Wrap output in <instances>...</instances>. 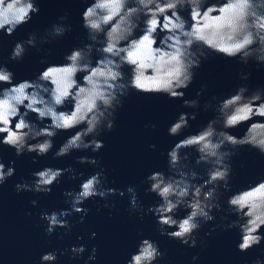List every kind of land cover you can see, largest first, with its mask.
Instances as JSON below:
<instances>
[{"label":"clouds","instance_id":"obj_1","mask_svg":"<svg viewBox=\"0 0 264 264\" xmlns=\"http://www.w3.org/2000/svg\"><path fill=\"white\" fill-rule=\"evenodd\" d=\"M39 13L37 0H0V33L13 35ZM67 20L65 14L46 34L38 36L33 32L26 40L17 41L9 60L21 61L29 48L63 37L71 31ZM82 27L87 30L89 42L65 53L63 64L42 59L46 66L34 79L16 81L8 64L0 63V144L15 149L17 157L35 153L33 163H38L39 157L52 152L58 133L72 129L78 130L56 149L54 158L73 151L99 152L105 143L98 137L116 127L117 113L132 91L165 94L169 99L183 100L185 108L199 109L207 85L200 88L195 99H185L184 90L212 54L238 57L244 65L255 62L258 68L264 67V0H90L82 12ZM250 77L251 72H244L240 79L248 81ZM67 104L72 105L70 110ZM204 108L214 109L216 115L168 150L167 172L157 170L145 177V192L154 193L158 203L145 208L135 185L106 186L107 174L99 168L82 179L78 189L64 192L69 207L41 212L46 233L52 235L62 228L67 235L75 226L68 218L77 213L81 214L79 223H84L91 212L85 206L90 199L107 201L110 196L128 194L130 210L153 215L161 236L196 248L204 243L198 239L200 230L216 221V213L224 210L222 197L231 193L226 199L227 215L221 217L228 221L223 229L239 230V252L259 246L264 241V179L235 192L231 181L234 149L248 146L264 154V87L250 89L246 83L240 84L224 98L213 96ZM30 114H35L43 126L29 119ZM197 115L196 111L180 112L168 127V134L180 136ZM249 121L253 122L242 136L232 133L231 129ZM150 127L156 129L158 125ZM149 147L155 150L157 145ZM187 149L194 150L196 165L207 166L206 179L191 166L193 153ZM78 162L99 163L96 156L88 155L79 156ZM15 164V160L6 165L0 159V186L16 174ZM66 173L72 179L84 177L72 165L45 166L32 173V182H17L15 190L18 194H50L52 186ZM31 203L35 206L38 201L33 199ZM110 210L115 211V207ZM181 210L186 215L178 216ZM229 216L235 219L229 220ZM217 227L220 225H214L206 235L210 236ZM96 237L97 232L92 231L90 238ZM86 252L87 244H73L44 252L40 264H55L68 253L71 259H84ZM164 256L159 242L145 237L126 264H158ZM198 258L192 256L193 261ZM97 259L98 247L93 246L85 264ZM253 264H264V259L257 257Z\"/></svg>","mask_w":264,"mask_h":264},{"label":"water","instance_id":"obj_2","mask_svg":"<svg viewBox=\"0 0 264 264\" xmlns=\"http://www.w3.org/2000/svg\"><path fill=\"white\" fill-rule=\"evenodd\" d=\"M40 13L34 14L33 19L21 25L16 32L8 36L0 33V63L8 64L15 72L16 81L34 79L46 66L41 63L63 64V56L72 48L88 43L87 30L82 27V12L90 0H37ZM67 14L66 23L71 25V31L63 37L51 40L48 44H41L39 48H29L21 61H10L9 55L17 41L26 40L35 32L38 36L46 34L51 26L58 22L59 17ZM186 14V13H185ZM139 35V33H137ZM51 50V55H49ZM95 55H99L96 53ZM125 72L130 69L125 68ZM244 72H251L248 81L240 79ZM83 73L78 78L82 79ZM246 83L250 89L264 87V67H257L255 62L244 65L239 58L229 59L219 54L210 55L202 66L196 70V77L190 87L185 91V99H195L201 87L207 85L205 94L201 97L199 109H190L183 106L181 99H169L165 94H144L132 91L125 98L123 107L117 113L116 127L111 131H104L98 138L103 139L105 147L94 153L87 151H73L70 155L56 159L53 153L78 129L69 132H59L54 138L55 147L47 156L39 157L38 163H33L35 153H25L17 157L15 149L0 144V159L7 165L15 160L16 174L0 186V264H40V257L44 252L69 248L73 244H87L88 252L84 259H71V253L62 255L55 264H85L88 254L93 246L98 247V259L89 264H126L131 254L137 251V246L142 238L148 237L159 242L160 249L165 256L158 264H253L259 257L264 259V241L259 246H254L247 252H239L237 244L240 241L238 229L224 230L223 225L227 220L221 217L227 215V195L222 197L221 203L224 210L216 213V221L205 224L199 232L198 239L203 244L196 248H189L179 241L161 236L155 217L151 214L132 212L129 205V196H110L107 201L99 197L88 200L86 207L91 209L84 223H79V213L69 217L75 222L70 233L64 234V229L58 228L52 235L45 231L46 222L41 219V212L60 210L69 207L64 192L79 188L82 179H86L99 168H103L107 174L108 187L126 188L135 185L139 198L147 206L158 203L159 198L154 193H146L148 184L145 177L153 171H168V150L185 135L199 131L216 112L214 109L205 110L204 103L213 96L224 98L240 85ZM215 103V102H214ZM67 104L66 108L71 109ZM198 113L195 120H190L191 127L184 130L180 136H170L168 127L179 116L180 112ZM29 119L37 121L35 114H30ZM260 119V118H256ZM249 121L238 128L231 129L232 133L242 136L246 131ZM157 124L156 129L150 127ZM149 125V127H145ZM91 138V137H89ZM156 144L155 150L149 146ZM193 153L192 167L206 176V165L195 164V152ZM236 155L232 158L233 178L231 181L232 192L255 184L264 179V154L245 146L234 149ZM81 155L96 156L98 165L80 164L78 157ZM72 165L78 171L84 173V177L72 179L70 174H65L52 186L50 194L22 192L17 193V182H32V173L45 166L67 167ZM35 199L38 204L33 206L31 201ZM105 204L115 207H103ZM186 215L181 210L178 216ZM235 219L234 216H229ZM215 228L212 234L206 233ZM96 231L97 237L91 239V232ZM264 232V229L261 230ZM198 255L193 261L192 256Z\"/></svg>","mask_w":264,"mask_h":264}]
</instances>
